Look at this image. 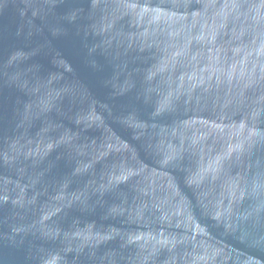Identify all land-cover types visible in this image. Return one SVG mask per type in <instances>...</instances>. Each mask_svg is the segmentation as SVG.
I'll list each match as a JSON object with an SVG mask.
<instances>
[{
    "label": "water",
    "instance_id": "95a60500",
    "mask_svg": "<svg viewBox=\"0 0 264 264\" xmlns=\"http://www.w3.org/2000/svg\"><path fill=\"white\" fill-rule=\"evenodd\" d=\"M0 264H264V0H0Z\"/></svg>",
    "mask_w": 264,
    "mask_h": 264
}]
</instances>
